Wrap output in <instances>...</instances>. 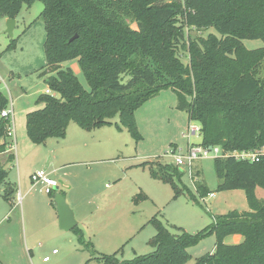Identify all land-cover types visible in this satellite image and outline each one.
<instances>
[{
    "label": "trees",
    "instance_id": "1",
    "mask_svg": "<svg viewBox=\"0 0 264 264\" xmlns=\"http://www.w3.org/2000/svg\"><path fill=\"white\" fill-rule=\"evenodd\" d=\"M37 1L44 4L43 74H50L47 85L54 94H42L37 102L44 107L27 114L33 143L64 138L71 122L91 131L112 124L116 115L139 139L135 112L161 91L172 89L177 108L201 125L202 145L231 151L264 147V77L258 75L264 46L249 49L244 44L246 39L264 43V0H0V18L14 19L22 3ZM186 26L210 33L186 38ZM180 48L188 52V64L181 60ZM74 59L90 91L70 67L62 68ZM8 106L0 90V154L11 141L10 121L1 115ZM153 165L152 176L171 184L175 197L184 192L172 175L180 177L177 167ZM214 168L218 190H245L250 210L216 215L197 234H174L154 216L150 221L156 235L149 241L154 252L131 260H120L117 253L95 259L102 264H186L192 257L189 248L215 234L214 251L198 257L195 264H264V200L256 195L257 187L264 189V154L253 162L217 157ZM7 178L8 171L0 167V188ZM15 194L16 188L6 182L5 199L12 203ZM206 194L202 191L200 197ZM74 231L84 243L83 229L76 226ZM229 235L244 239L226 244Z\"/></svg>",
    "mask_w": 264,
    "mask_h": 264
},
{
    "label": "rangeland",
    "instance_id": "2",
    "mask_svg": "<svg viewBox=\"0 0 264 264\" xmlns=\"http://www.w3.org/2000/svg\"><path fill=\"white\" fill-rule=\"evenodd\" d=\"M43 9L44 4L40 1L32 5L22 3L14 18L12 36L7 32L8 18H0V90L8 97L9 106L12 98L16 131L13 150L7 146L13 159L10 154H0V167L8 171L6 182L16 188L12 203L6 201L9 209L16 207L14 213L9 214L13 246L16 249L27 243L29 248L27 256L13 257L22 264H102L95 259L96 256L114 253L121 260H131L155 251L149 243L156 235V228L150 221L154 216L174 234L183 231L197 234L212 224L216 215L232 210H250L245 190H218L220 180L215 172L214 158L195 161L193 176L186 168L176 165L171 152L185 150L189 141L201 143L202 136L188 139L186 134L192 121L186 111L177 108L178 98L172 89L161 91L135 112L139 139L122 125L116 115L111 119L112 124L91 131L71 122L64 138L33 143L27 132L26 117L29 112L44 107V103L37 101L46 93L50 76L43 74L46 66ZM209 33L210 30L184 27L186 38L206 37ZM12 39L14 42L9 47ZM244 44L249 49L264 46L260 39H246ZM179 50L181 60L188 64V52L183 48ZM68 67L90 91L78 60L62 64V68ZM258 75L264 77V61ZM153 160L178 168L180 177L174 172L172 175L184 191L181 195L175 197L171 184L152 176L151 167H156ZM50 161L66 168L63 170L66 174H61L58 179L70 192L66 200L77 222L81 216L86 218L87 224L79 225L84 231V243L79 241L74 229L66 231L56 219V224L52 222L47 207L40 208V203L45 202L42 196L48 195L41 186L34 187L31 175L34 171L46 169ZM6 182L1 189H5ZM89 185L91 194L85 196ZM27 189L35 196L33 204L39 209L29 210L24 196ZM202 191L207 192L205 198L200 197ZM256 195L264 200V189L257 187ZM72 197L77 199L76 205ZM23 205L26 223L18 216ZM243 239L240 235H229L225 243L238 244ZM215 245V234L206 236L198 245L189 248L192 257L186 264H195L198 257L212 253ZM54 249L58 255L53 254ZM47 256L49 262L44 261Z\"/></svg>",
    "mask_w": 264,
    "mask_h": 264
},
{
    "label": "built area",
    "instance_id": "3",
    "mask_svg": "<svg viewBox=\"0 0 264 264\" xmlns=\"http://www.w3.org/2000/svg\"><path fill=\"white\" fill-rule=\"evenodd\" d=\"M2 81L0 77V82ZM2 91V90H1ZM10 93V91H9ZM46 93L52 94V91L49 89ZM3 117L9 119L10 124L8 126L7 135L11 138L10 143L8 144L11 149L14 148V143L16 140L15 125H14V111H13V101L11 98L10 106L3 110ZM187 132V137L191 138L192 136H202V127L197 122L192 121ZM264 154V147L261 150L252 151V150H235L231 151L223 148L220 145L216 146H204L202 143H191L187 146L185 150H175L171 152V155L175 158V163L179 167L186 168L190 175L193 176V165L194 162L199 159L205 158H217V157H234L237 160H249V161H258L260 156ZM31 180L34 185L41 186L44 192L48 195H51L55 192V189L59 187V181L52 177L45 169H40L34 171L31 175ZM214 194L211 193V196ZM57 250H54L53 253H56ZM50 257L47 256L44 258V261H49Z\"/></svg>",
    "mask_w": 264,
    "mask_h": 264
},
{
    "label": "crops",
    "instance_id": "4",
    "mask_svg": "<svg viewBox=\"0 0 264 264\" xmlns=\"http://www.w3.org/2000/svg\"><path fill=\"white\" fill-rule=\"evenodd\" d=\"M47 90H49V88H47L45 92H47ZM52 94H54V93L52 92ZM15 133H16V131H15ZM10 139L11 138H9V141H10ZM188 139L190 140L191 138H188ZM1 142H3V141H0V143ZM191 143H195V142L189 141L188 145L191 144ZM5 154L13 155L9 148L1 155H5ZM153 162L154 163H156V162L160 163L158 160H153ZM65 165H67V164H65ZM43 169H45V168H43ZM45 170L48 173H50V175L52 177H54L55 179H57L58 181H59L58 176H61V174H63V175L66 174L65 172L63 173V170L64 171L66 170L64 165L57 164L55 161H50V163L48 164V166L46 167ZM89 187H90V185L88 186V189H87V191L85 193V196H89V194H91V187L90 188ZM67 189H64L63 185L59 181L58 190L63 195H65V197L66 196L68 197V195L70 193V192L67 191ZM3 191H4V189L0 188V197H1V195H3L2 194ZM55 193H56V190L54 192V195H48L47 194L50 198L48 196H42V198L45 200V202L40 203V208L44 209L45 207H47V208H45L46 211L51 215V218L53 219L52 222H54L56 224V220L59 221V213H58V209H57V206H56V203H55ZM24 196H26L25 199H27V201H28L29 210L30 209H35V208L39 209V207L37 205L33 204L35 196L31 195V191H29V189H27L25 191ZM93 196H94V193H93ZM2 197H3V200H2V198H0V264H22L18 260L17 257H13V256H20V254H22L23 256H25V255L27 256L28 255L27 249H29V248L27 246V243L24 244L22 242H21L22 246L20 248H16L15 249V247L13 246L14 236H13L12 231L10 229V226H12V225H11V218L9 217V214L14 213L16 207L12 206L9 209V207H7V204H6L7 200L5 199L4 196H2ZM76 200L77 199L73 198V202H75L74 205H76V203H77ZM48 207H50V208H48ZM25 212L26 211H25V208H24V205H23V209L18 214V216L20 218H22L24 220V222L26 223V214H25ZM81 218L82 219H78V225L77 226L81 225L83 227V225L85 226V224H87V223H85L86 218L82 217V216H81ZM29 254H30L29 256H31V250L29 251ZM53 254L54 255H58L59 252H56V253H53ZM30 260H31V258H30ZM81 260L83 261L84 258H82ZM49 261H46V262H49ZM30 264H32V262Z\"/></svg>",
    "mask_w": 264,
    "mask_h": 264
},
{
    "label": "water",
    "instance_id": "5",
    "mask_svg": "<svg viewBox=\"0 0 264 264\" xmlns=\"http://www.w3.org/2000/svg\"><path fill=\"white\" fill-rule=\"evenodd\" d=\"M15 27V20L12 18H8L7 21V32L12 36L13 29ZM77 37L75 35L72 39L74 40ZM55 203L59 213V224L61 229L69 231L74 229L78 222L75 217V213L71 209L70 205L68 204L65 195H63L59 190L58 187L55 189Z\"/></svg>",
    "mask_w": 264,
    "mask_h": 264
}]
</instances>
